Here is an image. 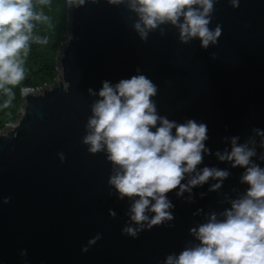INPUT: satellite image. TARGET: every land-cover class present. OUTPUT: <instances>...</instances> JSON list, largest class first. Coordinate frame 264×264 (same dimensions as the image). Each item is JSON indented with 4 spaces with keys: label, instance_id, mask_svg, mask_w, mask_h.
Masks as SVG:
<instances>
[{
    "label": "water",
    "instance_id": "obj_1",
    "mask_svg": "<svg viewBox=\"0 0 264 264\" xmlns=\"http://www.w3.org/2000/svg\"><path fill=\"white\" fill-rule=\"evenodd\" d=\"M70 1L59 81L22 93L17 121L0 133V264H166L199 244L193 228L248 190L246 169L217 153L230 154L236 138L255 151L250 166L264 169V0L238 7L216 0L209 27L222 34L207 49L199 39L183 42L171 23L142 40L129 0ZM139 74L157 86L161 117L207 125L208 151L182 184L205 167L228 172L182 195L169 192L173 219L151 228L131 220L133 200L109 183L107 153L84 143L103 83ZM129 226L135 236L124 231Z\"/></svg>",
    "mask_w": 264,
    "mask_h": 264
},
{
    "label": "clouds",
    "instance_id": "obj_2",
    "mask_svg": "<svg viewBox=\"0 0 264 264\" xmlns=\"http://www.w3.org/2000/svg\"><path fill=\"white\" fill-rule=\"evenodd\" d=\"M79 2L83 4L84 0ZM215 2L129 0V7L137 14L134 27L142 40L161 24L171 23L179 28L183 42L199 39L201 47L207 49L222 34L219 25L214 30L209 27ZM232 5L238 7L239 0H232ZM40 19L33 0H0V87L17 85L24 79L22 60L18 57L21 50L28 49L33 21ZM28 91L27 87L22 89L23 93ZM156 94L157 86L143 74L115 85L104 82L84 138L91 153L106 152L114 165L115 174L109 183L121 199L133 200L131 220L141 227L147 223L149 228L173 219L169 192L179 188L177 195H182L210 178L222 181L228 176L227 171L205 167L188 184H182L186 174L196 172L203 153L208 151V128L194 119L181 124L161 117L152 100ZM217 155L222 161H234L233 167L246 169L242 180L249 185L248 190L220 217L212 214L206 223L193 228L199 244L178 256H169L166 264H264V169L250 166L255 151L238 145L236 138L232 140L230 154ZM219 187L216 184L212 190ZM124 231L132 236L137 233L131 226ZM95 242L94 239L89 243Z\"/></svg>",
    "mask_w": 264,
    "mask_h": 264
},
{
    "label": "trees",
    "instance_id": "obj_3",
    "mask_svg": "<svg viewBox=\"0 0 264 264\" xmlns=\"http://www.w3.org/2000/svg\"><path fill=\"white\" fill-rule=\"evenodd\" d=\"M68 2L33 0L34 11L41 19L33 21L28 49L21 50L18 57L22 60L24 79L17 85L0 87V133L17 121L23 106V88L38 91L57 81L58 55L67 33Z\"/></svg>",
    "mask_w": 264,
    "mask_h": 264
},
{
    "label": "rangeland",
    "instance_id": "obj_4",
    "mask_svg": "<svg viewBox=\"0 0 264 264\" xmlns=\"http://www.w3.org/2000/svg\"><path fill=\"white\" fill-rule=\"evenodd\" d=\"M67 37H68V35H67V33H66L65 40L67 39ZM65 40H64V42H65ZM64 42L61 44V46L64 44ZM58 81H59V79H57L56 82H58ZM56 82H55V83H56Z\"/></svg>",
    "mask_w": 264,
    "mask_h": 264
},
{
    "label": "bare ground",
    "instance_id": "obj_5",
    "mask_svg": "<svg viewBox=\"0 0 264 264\" xmlns=\"http://www.w3.org/2000/svg\"><path fill=\"white\" fill-rule=\"evenodd\" d=\"M74 0H71L69 3V7L73 4Z\"/></svg>",
    "mask_w": 264,
    "mask_h": 264
}]
</instances>
